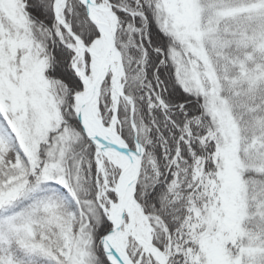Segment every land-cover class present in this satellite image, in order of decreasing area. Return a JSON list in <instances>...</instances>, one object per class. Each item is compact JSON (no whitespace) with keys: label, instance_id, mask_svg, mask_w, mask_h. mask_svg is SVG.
<instances>
[{"label":"snow or ice","instance_id":"1","mask_svg":"<svg viewBox=\"0 0 264 264\" xmlns=\"http://www.w3.org/2000/svg\"><path fill=\"white\" fill-rule=\"evenodd\" d=\"M0 264H264V0H0Z\"/></svg>","mask_w":264,"mask_h":264}]
</instances>
